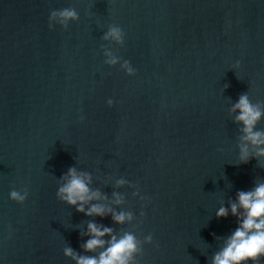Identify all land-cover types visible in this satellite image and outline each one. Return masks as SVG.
<instances>
[{
  "label": "water",
  "instance_id": "water-1",
  "mask_svg": "<svg viewBox=\"0 0 264 264\" xmlns=\"http://www.w3.org/2000/svg\"><path fill=\"white\" fill-rule=\"evenodd\" d=\"M62 8L77 19L50 28ZM241 92L264 112V0H0V264H74L62 248L80 253L90 220L132 233L135 264H211L236 224L216 209L264 182V156L238 159ZM70 166L132 219L60 200Z\"/></svg>",
  "mask_w": 264,
  "mask_h": 264
},
{
  "label": "clouds",
  "instance_id": "clouds-1",
  "mask_svg": "<svg viewBox=\"0 0 264 264\" xmlns=\"http://www.w3.org/2000/svg\"><path fill=\"white\" fill-rule=\"evenodd\" d=\"M77 19L74 9L62 8L53 9L48 14L49 27L53 21L66 28L69 20ZM103 39L111 38L117 43L123 44V31L119 25H110L103 33ZM105 56L107 64L112 65L118 62V58L111 55L107 50ZM239 60L234 62L238 68ZM120 69L126 75H133L135 68L129 60H119ZM105 103L111 106L112 98H107ZM230 112H234V122L239 124V153L240 163H246L250 157L264 156V131L257 129L256 123L264 115L261 108L253 104L247 92H241L231 104ZM60 183L56 189V196L69 205H73L78 212L85 216L110 215L116 224H123L132 219V213L124 210H117L104 203L92 202L103 201L106 197L99 190L90 188V176L87 172L78 171L69 167L60 177ZM123 179H117L116 184H124ZM135 194V193H134ZM113 202H121L119 194L112 193ZM27 193L11 189L8 198L17 203H23ZM87 205V207H85ZM141 216L144 213L141 211ZM217 217L232 215L236 218L235 227L224 237L219 249L211 256V264H257L260 257H264V182H258L248 190H237L235 199L230 200L227 208L221 204L216 209ZM81 235L87 238L80 245L82 251L78 253L70 246H64L62 253L71 258L74 264H135L134 254L139 251L138 241L130 232H123L120 235L114 233L110 226L88 221L86 230ZM104 237H107L105 239ZM144 242H152L151 233L144 236ZM100 249V251H96ZM94 253V254H86Z\"/></svg>",
  "mask_w": 264,
  "mask_h": 264
}]
</instances>
